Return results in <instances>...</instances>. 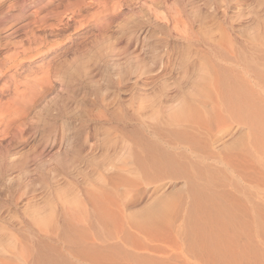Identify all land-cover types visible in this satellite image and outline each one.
Wrapping results in <instances>:
<instances>
[{"label":"rangeland","instance_id":"1","mask_svg":"<svg viewBox=\"0 0 264 264\" xmlns=\"http://www.w3.org/2000/svg\"><path fill=\"white\" fill-rule=\"evenodd\" d=\"M33 1L0 5L53 67L0 127V264H264V0Z\"/></svg>","mask_w":264,"mask_h":264},{"label":"bare ground","instance_id":"2","mask_svg":"<svg viewBox=\"0 0 264 264\" xmlns=\"http://www.w3.org/2000/svg\"><path fill=\"white\" fill-rule=\"evenodd\" d=\"M2 1L4 3L8 0H0V5L2 4L1 3ZM35 1H37V0H34L33 2H35ZM69 1L70 2L75 1V4L77 3V5H79V4L81 5L79 10L76 11L77 13H79V11H81L83 8L85 9V8L90 7V4L84 3V2H82V0H69ZM115 11H116V9H115ZM2 12H4L3 8L0 10V49L6 47V48H9V52L7 51L8 53L6 52V54H3L0 56V68L3 69V71H0V127H3L6 130V129H9L11 127V125H13L15 123H18L19 125L22 124L23 122H21V121L24 120L26 117H28L30 115V113H33L35 108L40 107L39 104L41 102H44V99L49 96L48 94H49V91L51 90L50 86H49L51 83L50 82L51 81L50 76H51L53 67L51 68L50 67L51 65H46L40 72L37 73V77L32 78L31 80L30 79H21V77H20L21 73L19 71L23 67L22 61L26 60L23 62L31 63L36 57H35V55L30 56L31 55L30 54L29 55L30 57H28V59H27V57L24 58L28 54L27 51L29 50V48L24 49L21 42L4 43L3 38L1 37V33L5 29H7L6 28L7 22L2 21V17H3ZM56 15H57V13L56 14L53 13L55 20H57ZM53 16H52V14H49V15L46 14V16L35 21V22H37V29H40L41 33H43V35L46 37H47V34H46L47 31L49 32V29L52 27V26L50 27V25H46V23H47L46 20H50ZM116 16H118V12L113 14L109 18L107 17L106 21H108L110 23V21L112 22V20ZM20 17H23L22 14H20ZM58 20H59L58 23H61V20L60 19H58ZM99 21H100V19L96 18L95 20H93L91 22L92 24H90V23H89V25L87 24V26L85 28L90 31L94 27L98 26ZM35 22H34V24H35ZM108 22H106L107 24L105 26V30L106 29L110 30V27H109L110 25ZM63 24H64L63 25L64 29L67 27H70L69 23H64V21H63ZM80 26L81 25L79 24L78 27H80ZM34 27H35V25H34ZM21 30H23V29L15 30L14 34L20 32ZM27 39L29 40V38H27ZM27 39H26V41H27ZM29 47H30V45H29ZM2 99H6L7 101L3 103ZM182 111H184V110H182ZM180 113H182V112H180ZM31 123H33V122H31ZM22 128L23 127H21V129ZM16 129H18V128H16ZM36 130H37V128H36ZM151 209H154V208L151 207ZM159 211H161V210H159ZM147 212L150 214V212L148 210H147ZM163 212H165V211H163ZM161 213H162V211H161ZM144 214H145V216L148 217V214L147 215H146V213H144ZM150 216H152V215H150Z\"/></svg>","mask_w":264,"mask_h":264}]
</instances>
